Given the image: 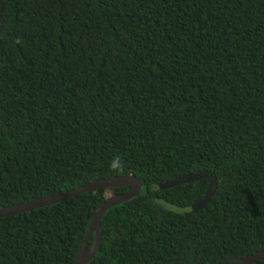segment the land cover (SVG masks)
<instances>
[{"label": "trees", "instance_id": "trees-1", "mask_svg": "<svg viewBox=\"0 0 264 264\" xmlns=\"http://www.w3.org/2000/svg\"><path fill=\"white\" fill-rule=\"evenodd\" d=\"M201 172L216 187L196 212L206 179L159 189ZM120 176L141 191L104 213L87 264L264 249V0H0V209ZM129 189L0 218V264H74Z\"/></svg>", "mask_w": 264, "mask_h": 264}, {"label": "water", "instance_id": "water-1", "mask_svg": "<svg viewBox=\"0 0 264 264\" xmlns=\"http://www.w3.org/2000/svg\"><path fill=\"white\" fill-rule=\"evenodd\" d=\"M199 179H206L208 182V187L203 199L198 203L194 204L190 208V212L193 213L200 210L204 205H206L209 202L212 195L214 194L216 183L213 176H211L209 173L206 172L189 174L177 178L175 180L163 184H159L158 186L159 189H167L177 185L189 183L191 181H196ZM118 187H130V189L124 194L109 197L95 209V211L93 212L90 218V223L86 231V234L84 236V239L81 241L78 247L74 264H87L93 259V257L97 252L99 239H100L101 219L104 213L108 209L136 197L140 193L142 187L140 180L131 176H120V177H112L105 180L94 181L83 187L77 188L75 190L66 193L44 197L33 201L25 202L22 204L2 208L0 209V218L7 217L10 215L25 213L37 208L63 202L67 199L73 198L85 192L94 191L98 189H113ZM91 237H93V241L91 245L87 248V244L91 239ZM263 258H264V249L252 255H249L243 259H240L233 264H253Z\"/></svg>", "mask_w": 264, "mask_h": 264}, {"label": "clouds", "instance_id": "clouds-1", "mask_svg": "<svg viewBox=\"0 0 264 264\" xmlns=\"http://www.w3.org/2000/svg\"><path fill=\"white\" fill-rule=\"evenodd\" d=\"M110 166L113 168L119 167L120 166V158L119 157L114 158V160Z\"/></svg>", "mask_w": 264, "mask_h": 264}]
</instances>
